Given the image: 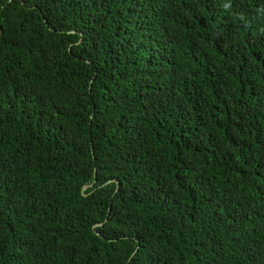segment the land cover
<instances>
[{
	"label": "trees",
	"instance_id": "1",
	"mask_svg": "<svg viewBox=\"0 0 264 264\" xmlns=\"http://www.w3.org/2000/svg\"><path fill=\"white\" fill-rule=\"evenodd\" d=\"M0 264H264V0H0Z\"/></svg>",
	"mask_w": 264,
	"mask_h": 264
},
{
	"label": "water",
	"instance_id": "2",
	"mask_svg": "<svg viewBox=\"0 0 264 264\" xmlns=\"http://www.w3.org/2000/svg\"><path fill=\"white\" fill-rule=\"evenodd\" d=\"M84 188V187H83Z\"/></svg>",
	"mask_w": 264,
	"mask_h": 264
}]
</instances>
